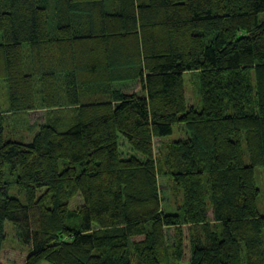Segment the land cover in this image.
<instances>
[{"label": "trees", "instance_id": "16d2710c", "mask_svg": "<svg viewBox=\"0 0 264 264\" xmlns=\"http://www.w3.org/2000/svg\"><path fill=\"white\" fill-rule=\"evenodd\" d=\"M109 9L0 0L9 123L41 113L29 143L8 138L0 114V264H264V0ZM192 72L198 107L184 94ZM136 81L140 93L118 88ZM174 126L185 135L164 140ZM161 178L182 215L163 212ZM5 223L28 250L3 245Z\"/></svg>", "mask_w": 264, "mask_h": 264}, {"label": "rangeland", "instance_id": "374dc122", "mask_svg": "<svg viewBox=\"0 0 264 264\" xmlns=\"http://www.w3.org/2000/svg\"><path fill=\"white\" fill-rule=\"evenodd\" d=\"M106 1V9L107 11H111L109 9V4L112 3L113 0H105ZM0 41H1V35H0ZM23 51L25 54V58L29 57V48L27 45L23 46ZM184 80V94L186 98L187 104L198 107L200 106V86H199V77L198 73H187L183 76ZM121 86V85H120ZM120 90H122L125 93L131 94V93H140V85L139 83L132 82L128 84H123V86L118 87ZM37 101L39 100V97L37 96ZM9 101H8V93L6 85L3 81H0V114H3L5 118L8 120L5 123V126L7 128H10V131H8L7 136L8 138H12L16 141H21L25 143H29L32 141V137H34L38 131V128L40 127V124H33L35 121H38L41 117V113H33L29 114V119L31 121L30 124H28L27 118L25 116H12L11 122L9 123ZM56 118V117H52ZM173 134L169 136L167 139L164 140H178L179 137H183L185 135L184 127H176L174 126ZM159 146V140H155V149L158 151ZM255 184L257 189L259 190V196L257 199V207L261 214L264 215V170L262 168H256L255 169ZM159 187H160V195H161V207L164 213L166 214H177L182 215V212L179 210L178 205H181V196L174 193V189L172 187V184L170 183L169 179H159ZM9 196L17 198L21 201H24V195H20L17 193V190L15 186L12 184L9 186ZM80 203V199L77 198L73 200L71 205L77 206ZM208 219L210 222H213V209L210 208L208 211ZM5 229V236L6 240L4 242V246L6 247H12L18 250H28L26 246H24L17 238L16 234L9 223H5L4 225ZM166 238L169 244H172L173 242V230L167 229L166 230ZM142 240L141 237H136L132 241L137 242ZM168 264H175L170 261ZM12 264V263H9ZM40 264H49L46 262H41ZM179 264V263H178ZM184 264V263H180Z\"/></svg>", "mask_w": 264, "mask_h": 264}]
</instances>
